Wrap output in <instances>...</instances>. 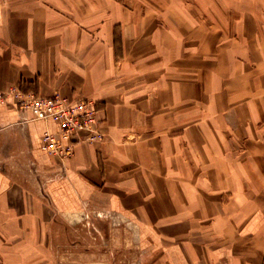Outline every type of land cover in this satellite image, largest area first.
Masks as SVG:
<instances>
[{"label":"crops","instance_id":"0c3cea01","mask_svg":"<svg viewBox=\"0 0 264 264\" xmlns=\"http://www.w3.org/2000/svg\"><path fill=\"white\" fill-rule=\"evenodd\" d=\"M12 86L93 100L104 140L60 161L0 102V264H105L49 247L89 212L137 264H264V0H0Z\"/></svg>","mask_w":264,"mask_h":264},{"label":"built area","instance_id":"2783aa9c","mask_svg":"<svg viewBox=\"0 0 264 264\" xmlns=\"http://www.w3.org/2000/svg\"><path fill=\"white\" fill-rule=\"evenodd\" d=\"M7 101L12 102L18 111L29 115L24 121L41 120L52 123L53 130L45 129L41 134L39 149L60 161L72 156L76 144L104 140L93 100H69L58 94L43 98L12 86L5 92H0V102Z\"/></svg>","mask_w":264,"mask_h":264},{"label":"rangeland","instance_id":"374dc122","mask_svg":"<svg viewBox=\"0 0 264 264\" xmlns=\"http://www.w3.org/2000/svg\"><path fill=\"white\" fill-rule=\"evenodd\" d=\"M158 7L163 9L166 6ZM112 219L110 214L90 212L82 214L72 224L59 219V223L46 235L50 250L58 261H63L70 254L88 250L102 253L105 264H137L131 233L126 230L124 237L119 239L109 228L112 227Z\"/></svg>","mask_w":264,"mask_h":264}]
</instances>
